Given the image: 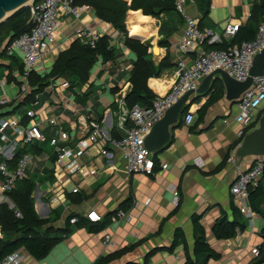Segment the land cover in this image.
<instances>
[{
    "label": "crops",
    "instance_id": "obj_1",
    "mask_svg": "<svg viewBox=\"0 0 264 264\" xmlns=\"http://www.w3.org/2000/svg\"><path fill=\"white\" fill-rule=\"evenodd\" d=\"M260 2L182 0L183 12L177 9L157 17L144 15L140 9L128 10L123 20L127 37L147 48L146 59L156 71L147 79V87L154 95L165 94L175 80L178 61L189 64L195 57L193 51L182 53L177 47L185 16L197 19L200 29L212 28L217 32L228 22L240 23L239 29L251 22L256 28L261 20L250 16ZM130 13L149 20L140 25L131 24ZM79 23L98 25L102 22L93 8L82 13L79 20H62L43 64L34 71L36 75L44 77L50 73L58 54L74 41V28ZM136 28L142 29L131 34ZM138 34L140 36H134ZM123 37L109 39L112 59L104 61L98 57L86 82L71 84L60 76L47 79L48 84L36 90L37 85L31 86L28 79L25 93L20 91V58L5 52L0 54V68H3L0 99L5 98L0 104V121L16 120L18 128L36 125L44 138L22 142L17 137L16 127L7 126L0 131V162L8 171H13L23 154L30 155L31 164L23 177L34 182L33 207L36 216L46 220L38 231L58 239L41 259L32 257L23 246L18 247L25 253L22 264H189V261L253 264L257 255L252 254L251 249L261 250L264 246V173L260 190L249 200L254 214L243 215L236 208L229 187L238 171L251 166L253 158L236 155L242 141L238 136L241 126L234 121L238 100L225 98L220 81L211 83L208 91H194L188 96L177 121L169 128L168 141L154 151V174L126 173L121 152L113 149L109 142L103 146L115 152L112 158L103 156L97 146L78 148V140L87 137L85 129L89 121L96 122L108 138L119 139L122 135L120 102H124L123 95L132 86V69L137 61L136 52L124 43ZM233 38L201 47L228 46ZM63 80L69 86L56 90ZM31 91H35L33 98L25 101ZM31 109L35 110L33 117L27 115ZM188 112L193 115L189 124L185 122ZM263 113L264 103L256 110L252 128L257 126ZM48 118H56L57 123L49 124ZM58 130L67 132L68 140H59L53 146L49 141ZM62 146L78 152L75 159L80 166L94 169L96 173L82 175L57 165V151ZM162 163L167 164L166 169L160 168ZM2 177L0 173V179ZM171 187L178 192L177 205ZM73 188L78 190L73 192ZM119 209L127 212L129 218L110 222L111 215ZM91 211L101 219L90 221L87 213ZM221 217L238 220L243 230L237 226L233 237L217 238L212 227ZM197 226L203 229L208 246L220 255L218 259L195 255L200 234ZM0 231V248L3 242H12L20 236L15 231H4L1 226ZM106 234L110 235L109 244L105 243Z\"/></svg>",
    "mask_w": 264,
    "mask_h": 264
},
{
    "label": "built area",
    "instance_id": "obj_2",
    "mask_svg": "<svg viewBox=\"0 0 264 264\" xmlns=\"http://www.w3.org/2000/svg\"><path fill=\"white\" fill-rule=\"evenodd\" d=\"M177 0V9L180 12L182 8ZM29 7V18L31 27L28 31L11 40L6 46L5 53L8 56L16 55L20 58L22 64L21 85L22 93L28 90V79L33 71L40 67L49 50L51 43L55 40L59 26L62 20H79L82 13L87 12L91 7L87 4L76 5L73 0H32L27 5ZM186 17L183 25L182 38L178 42V49L182 53L193 51L195 57L192 62L186 64L179 60L175 70V80L169 90L163 95H155L150 106L135 104L130 109L125 107L121 100L120 107L123 115L120 116L119 126L122 135L119 139L108 138L94 121L87 122V137L84 140H78V148L85 149L91 145L97 146L98 151L106 158L114 157L113 150L104 148V143L109 142L113 149L121 152L124 160L123 170L126 173H143L147 175L155 172V155L145 145V138L151 127L160 120L165 111L171 107L177 100L188 91H195L200 81L216 69L225 70L231 77L238 81H243L248 76L253 57L264 48V19L257 26L255 37L248 41L229 44L226 48L204 49L202 44H217L223 39L230 40L239 29L240 23L228 22L221 32L212 28L198 27V21L195 18ZM99 19V18H98ZM101 20V19H99ZM98 25L79 23L73 32V39L81 44L95 47L98 40L106 36L109 39H117L123 36L110 23L104 22ZM127 67L131 68L130 65ZM69 86L67 81H62L56 90H65ZM127 93V91H126ZM126 93L123 95L125 97ZM122 97V98H123ZM5 102V98L0 99V104ZM264 102V75L253 77L251 86L245 90L236 102L237 113L234 115V121L241 126L238 136L243 138L249 127L253 124L256 110ZM35 110L27 111V115L33 117ZM193 115L187 113L185 122L191 123ZM49 124H56V118H48ZM16 120H1L0 131L7 126H18ZM16 134L20 141L30 142L32 140H43V135L36 125L30 127H16ZM59 140H68V134L65 131L58 130L50 139V144L55 146ZM75 150L69 146L58 148L56 164L64 165L69 172H78L82 175H94V169H88L75 159ZM0 153L1 146H0ZM31 164L29 154H23L18 160L15 170L8 171L4 163L0 162V173L3 176L0 179V203L6 202L14 210L16 217H21V213L15 207L14 203L7 196V192L14 186L15 180L24 176V172ZM160 168L166 169L167 164L162 163ZM264 172V159L258 158L252 161L251 166L242 171H238L232 184L229 187L231 198L240 213L246 216L254 214L249 204L250 192L259 186ZM173 195L174 204H178V192L175 187L170 188ZM78 188H73L76 192ZM87 218L92 222L101 219L100 215L94 211L87 213ZM129 216L124 210H117L110 217V222L117 223L128 219ZM1 236V231H0ZM111 242L110 235H105V243ZM252 254H259L258 248L251 249ZM25 259V253L21 249L13 250L0 259V264H22Z\"/></svg>",
    "mask_w": 264,
    "mask_h": 264
},
{
    "label": "trees",
    "instance_id": "obj_3",
    "mask_svg": "<svg viewBox=\"0 0 264 264\" xmlns=\"http://www.w3.org/2000/svg\"><path fill=\"white\" fill-rule=\"evenodd\" d=\"M73 2L76 5L87 4L93 8L97 18L110 23L118 29L124 36V43L136 52L137 61L133 66L131 75L132 86L124 97V104L128 109L135 104L150 106L155 95L147 87L146 81L150 76L156 74V71L153 69L151 61L146 59L148 55L147 48L139 41L127 37L123 20L128 10L136 11L140 9L144 15L153 17H157L163 12H174L177 10L176 0H130L129 3L126 0H73ZM136 13L141 15L139 12ZM250 18H256L262 22L264 19V0H261L260 4L253 8ZM30 27L31 21L29 18L28 6H23L14 14L1 21L0 48L2 47V50H0V54H4L5 48L11 40L28 31ZM139 29L142 28H136L130 32L132 34ZM256 29L257 26L254 28L252 23L249 22L236 32L230 44L253 39L256 34ZM134 36H140V34ZM224 46L216 45L215 47L214 45L212 47L221 49L220 47ZM226 47L227 45L224 48ZM98 57H101L104 61L112 59L113 51L110 47L108 37H101L94 48L83 45L78 40H74L68 49L58 54L50 73L44 77H40L33 71L29 77V84H31V86L37 85L36 90H40L48 84L49 81L47 79H54L60 76L66 78L71 84H82L87 81L89 71ZM215 84H219L218 79ZM214 89L217 88L214 86ZM34 93L35 91H31L27 95L25 101L33 98ZM253 125L255 124H252L249 129L252 128ZM260 186L261 181L259 186L250 192L249 200L252 195L260 190ZM34 187L35 185L32 180L21 177L15 180L12 189L6 193L21 213V217H16L14 210L10 208L7 203L4 202L0 205V226L2 229L4 231L10 230L20 233V236L12 242L2 243L0 248V259L21 246H23L35 259H41L58 240L57 238L48 237L46 234L38 231L40 227L45 224L46 220L39 219L36 216L31 197ZM235 210L238 211L237 209ZM237 213L239 214V212ZM72 217H74V215H72L71 218ZM237 226L240 227V230H243V224L238 220L228 221L226 217H221L214 223L212 231L217 238L226 239L235 235ZM197 227L200 234L196 240L195 255L203 254L206 259H218L220 255L212 250L205 242L203 229L200 226ZM263 262L264 246L261 250L259 249V254H257L256 261L253 262V264H261ZM189 264L196 263L189 261Z\"/></svg>",
    "mask_w": 264,
    "mask_h": 264
},
{
    "label": "water",
    "instance_id": "obj_4",
    "mask_svg": "<svg viewBox=\"0 0 264 264\" xmlns=\"http://www.w3.org/2000/svg\"><path fill=\"white\" fill-rule=\"evenodd\" d=\"M31 2L32 0H0V22ZM262 75H264V48L253 57L245 80L238 81L225 70L216 69L202 79L195 91L197 93L208 91L210 84H214L218 79L224 86L225 98L228 101H235L251 86L253 77ZM192 92L194 91H188L181 96L151 127L145 138V145L150 151H157L168 141L169 128L177 121L182 106ZM236 155L240 158L251 157L253 160L264 159V113L260 116L257 126L245 133Z\"/></svg>",
    "mask_w": 264,
    "mask_h": 264
},
{
    "label": "bare ground",
    "instance_id": "obj_5",
    "mask_svg": "<svg viewBox=\"0 0 264 264\" xmlns=\"http://www.w3.org/2000/svg\"><path fill=\"white\" fill-rule=\"evenodd\" d=\"M149 18H143L140 16L135 15L134 13H130L128 21L133 24L136 23L137 25L142 24L143 22H147Z\"/></svg>",
    "mask_w": 264,
    "mask_h": 264
},
{
    "label": "rangeland",
    "instance_id": "obj_6",
    "mask_svg": "<svg viewBox=\"0 0 264 264\" xmlns=\"http://www.w3.org/2000/svg\"><path fill=\"white\" fill-rule=\"evenodd\" d=\"M13 14H14V13H13ZM11 15H12V14H11ZM2 74H3V68H0V76H2ZM263 103H264V102H263ZM263 103H262V104H263ZM262 104H261V105H262ZM257 124H258V123H257ZM251 129H253V128H250L249 130H247V132L250 131ZM247 132H246V133H247Z\"/></svg>",
    "mask_w": 264,
    "mask_h": 264
}]
</instances>
